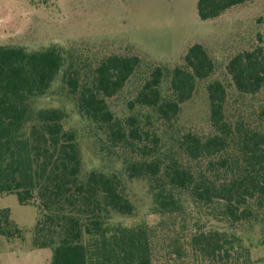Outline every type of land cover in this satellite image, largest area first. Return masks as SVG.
Masks as SVG:
<instances>
[{"label":"trees","instance_id":"1","mask_svg":"<svg viewBox=\"0 0 264 264\" xmlns=\"http://www.w3.org/2000/svg\"><path fill=\"white\" fill-rule=\"evenodd\" d=\"M251 1L198 0V16L213 20ZM67 60L58 46L28 50L0 44V194H16L20 204L39 208L33 244L53 247L51 264H154L151 229L113 217L135 212L123 176L85 172L79 134L68 127L66 112L38 105L60 73L81 117L113 150L129 152L125 175L148 182L156 212L182 213L189 202L228 226L197 227L191 240L195 258L253 264L246 241L229 229L256 224L264 244V105L251 121L232 119L228 86L209 81V130L185 131L177 154L168 156L157 128L173 123L199 82L216 70L202 43L191 45L171 68L151 63L125 117L117 116L110 99L141 68V54H104L88 68ZM226 70L239 94L256 96L264 90V48L235 54ZM10 213L0 210V235L13 239L23 230Z\"/></svg>","mask_w":264,"mask_h":264},{"label":"rangeland","instance_id":"2","mask_svg":"<svg viewBox=\"0 0 264 264\" xmlns=\"http://www.w3.org/2000/svg\"><path fill=\"white\" fill-rule=\"evenodd\" d=\"M198 0H0V44L21 45L28 50L60 47L67 62L75 60L90 67L96 58L112 52H136L144 62L124 89L110 99L119 117L132 113L129 101L136 95L151 63L169 68L180 64L187 49L202 43L216 63L215 73L199 82L193 98L187 101L171 124L157 131L163 151L177 154L181 134L209 130V100L206 85L219 79L229 88L228 112L232 119L252 120L264 105V90L256 96L239 94L227 74L228 61L237 53L264 48V0H253L233 7L213 20H201ZM70 59V60H69ZM69 63V62H68ZM84 70L86 68H83ZM42 107H58L67 114L68 127L75 128L83 156L84 171L118 172L135 205L131 216L113 215L126 226L145 224L151 229L154 264H211L195 258L192 232L228 229L227 225L196 211L189 202L182 213L164 214L154 209L153 196L144 179L126 177L123 160L127 151H115L103 133L81 117L68 94L60 73L49 93L37 100ZM192 165V164H191ZM10 209L11 219L23 230L22 236L8 239L0 235V264H51L53 247L33 244L39 208L20 204L16 194H0V210ZM250 247L253 264H264V244L259 226L241 224L230 227Z\"/></svg>","mask_w":264,"mask_h":264}]
</instances>
